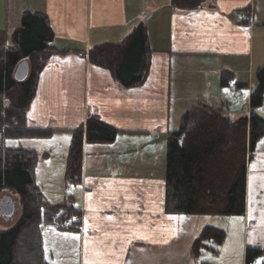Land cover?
<instances>
[{
    "label": "crops",
    "instance_id": "obj_1",
    "mask_svg": "<svg viewBox=\"0 0 264 264\" xmlns=\"http://www.w3.org/2000/svg\"><path fill=\"white\" fill-rule=\"evenodd\" d=\"M255 2L204 0L197 10L187 11L173 8L169 0H0V31L7 47H12L10 37L21 16L29 12L47 17L54 34L51 47L69 50L46 61L26 111L27 128L50 132L41 138L48 145L35 151L39 160L34 183L43 202L79 213L78 226L71 231L42 227L47 264L169 263V248L182 236L181 225L190 218L163 211L165 135L177 129L180 115L201 99L212 98L225 107L218 85L214 90L218 96H207L205 91L216 87L222 71L238 84L234 66L249 58L253 36L257 32L260 37L258 30L264 27V1L258 7ZM244 8L252 11L251 22L233 21L235 12ZM138 24L146 28L149 71L141 87L124 90L83 54L95 45L122 41ZM202 58L220 61L211 82L208 68L196 67L197 77L198 71L204 72L199 80L192 79L195 68H186L188 61ZM248 89L246 102L253 91ZM89 117L117 134L110 144L83 145L80 182L72 185L64 178L65 160L72 132ZM43 192L49 200L62 203H48ZM1 200V209L11 204L13 210L9 216L0 212V217L12 220L17 214L14 222L0 228L6 231L17 223L21 209L9 196ZM192 217V222H198L192 225L191 240L199 239L207 227L225 232L220 247L206 241L213 245L212 264H232V256L244 264L246 247L264 252V138L247 163L243 216Z\"/></svg>",
    "mask_w": 264,
    "mask_h": 264
},
{
    "label": "trees",
    "instance_id": "obj_2",
    "mask_svg": "<svg viewBox=\"0 0 264 264\" xmlns=\"http://www.w3.org/2000/svg\"><path fill=\"white\" fill-rule=\"evenodd\" d=\"M169 2L175 9L193 11L204 0ZM19 23L10 37L12 47L6 46L5 35L0 31V193L7 190L17 195L21 209L17 223L0 231V264H47L43 257L42 227L63 223L65 217L72 220L79 213L44 203L34 183L35 152L6 148L2 142L49 137V131L27 128L26 111L46 61L69 50L51 47L54 34L45 15L25 12ZM83 55L93 66L108 71L122 89L139 88L147 78L151 55L145 25L138 24L120 42L95 45ZM21 61H26L28 75L16 81L13 73ZM256 79L257 87L247 98L248 115L232 118L223 104L205 98L186 109L179 117L177 129L167 132L165 214L243 216L247 163L264 138V120L254 112L263 103L264 67L256 71ZM218 81L220 88H227L233 76L222 71ZM116 134L115 129L95 117H89L75 129L65 160V180L72 185L80 182L84 144H110ZM224 238V231L205 228L192 245L193 257L197 258L199 250L205 248L204 242L213 241L219 246ZM243 259L244 264H264V252L246 247Z\"/></svg>",
    "mask_w": 264,
    "mask_h": 264
},
{
    "label": "rangeland",
    "instance_id": "obj_3",
    "mask_svg": "<svg viewBox=\"0 0 264 264\" xmlns=\"http://www.w3.org/2000/svg\"><path fill=\"white\" fill-rule=\"evenodd\" d=\"M264 1V0H263ZM256 7H258L259 5L261 6L262 4L260 3V0L258 2V0H256ZM262 11L264 10V8H261ZM147 15L144 17L146 18ZM262 26V25H261ZM252 27H254L252 25ZM259 27V25H258ZM260 29V28H258ZM262 30H258V31H262V34H260V37L257 35V32L255 33V35L253 36V41H252V54L246 58H242L240 59V61L238 60L236 65L234 66L236 72V80L238 82V84H235L233 82L230 83L229 87L227 88H221V100L224 101V105L225 107L229 110V115L232 118H236V117H240L246 115V113L248 112V103L246 102V96L248 94V86L249 88H251V90H254L257 87V79H256V71L259 68L264 67V27L261 28ZM4 32V31H3ZM189 64L186 68H205V69H209V73H208V78L211 82V73H214V70H218L219 67L221 65L220 61L219 62H214V59H197V60H190L188 61ZM197 73V69L194 70V73H192V79L193 80H199L202 79V77L204 76V72L203 71H198V75L199 77L196 76ZM191 74V73H190ZM218 80V78H217ZM219 81H217L216 87H213L211 89L205 91V93L207 94V96H218L217 92L214 90H217V85H218ZM196 89V88H195ZM193 91H191L190 89L188 90V94H191ZM201 92V91H199ZM208 98V97H207ZM217 98V97H215ZM190 106V105H189ZM188 106H186L185 108H187ZM176 110V108L173 109L172 112H174ZM255 113H257L258 116H260L263 120H264V94H263V103L262 105L256 109L254 111ZM49 142H45L44 140H36V139H5L3 140L2 144L4 147L6 148H15V149H26V148H31L34 149V152H40V150L42 149V147H46L48 145ZM47 144V145H46ZM46 145V146H45ZM37 155V163H38V155L39 153H35ZM54 175H58L59 176V172L57 174V171L54 172ZM55 179H57L56 177H54ZM46 190L45 187H43V191ZM44 197L46 199V201L48 203H62V200H58V201H52L48 199V194L46 192H43ZM3 196H9L11 197L14 201H15V207L19 209V205L18 199L15 196V194H13L10 191L7 190H3L0 193V203L2 202L1 198ZM69 196V195H68ZM2 206H0V212L3 211V209H1ZM17 214L15 212V215L13 216L12 220H8V219H4L3 217H0V228L1 227H5L7 226V224H10L11 222H14L16 220ZM183 218H186V216H182ZM196 217H200V219H207L208 216H204V215H200V216H196ZM210 217V216H209ZM211 217H219V216H211ZM188 218H190V220H188L187 222H184L181 225L182 228V236H180L179 240L177 241V243L169 248L168 251V258L167 260L169 261V263L166 262V264H173L174 262H176L177 264H200L201 262H207L208 264H212L213 263V252L210 248H213V245L211 243L205 242L206 247H208L209 249L206 248H201L199 250V255L197 258L193 257V251H192V245L195 242L194 240H191L193 238H191V236L193 235V233L195 232L194 227L192 226L194 223H197L198 221L193 220L195 219V217L189 216ZM192 226V229H191ZM47 228L50 227H45V231L47 230ZM197 234V233H196ZM197 236V235H195ZM196 238V237H195ZM186 241V248H185V244L184 242ZM194 241V242H193ZM193 242V243H192ZM192 244V245H191ZM189 248V254H188V247ZM221 245H219L220 247ZM47 249V246H45ZM216 250V249H215ZM217 251V250H216ZM219 255H224V252H221L219 250ZM171 258H175V260H171ZM230 261L232 262V264H240L241 260L240 257L237 260L235 258V256H232L230 258ZM227 264H231L230 262H228Z\"/></svg>",
    "mask_w": 264,
    "mask_h": 264
},
{
    "label": "built area",
    "instance_id": "obj_4",
    "mask_svg": "<svg viewBox=\"0 0 264 264\" xmlns=\"http://www.w3.org/2000/svg\"><path fill=\"white\" fill-rule=\"evenodd\" d=\"M252 19V12L250 9H243L235 12L233 15V21L235 22H249ZM55 230L69 231L70 225L67 223L55 224L53 226Z\"/></svg>",
    "mask_w": 264,
    "mask_h": 264
},
{
    "label": "water",
    "instance_id": "obj_5",
    "mask_svg": "<svg viewBox=\"0 0 264 264\" xmlns=\"http://www.w3.org/2000/svg\"><path fill=\"white\" fill-rule=\"evenodd\" d=\"M28 75V67L26 63H19L16 68L15 71L13 73V77L16 81H22L24 80ZM5 212L2 213L3 215L9 216L12 213V205L11 204H7L6 206H4L3 209Z\"/></svg>",
    "mask_w": 264,
    "mask_h": 264
},
{
    "label": "flooded vegetation",
    "instance_id": "obj_6",
    "mask_svg": "<svg viewBox=\"0 0 264 264\" xmlns=\"http://www.w3.org/2000/svg\"><path fill=\"white\" fill-rule=\"evenodd\" d=\"M4 209V208H3ZM5 211L3 210L1 213H4Z\"/></svg>",
    "mask_w": 264,
    "mask_h": 264
},
{
    "label": "snow or ice",
    "instance_id": "obj_7",
    "mask_svg": "<svg viewBox=\"0 0 264 264\" xmlns=\"http://www.w3.org/2000/svg\"><path fill=\"white\" fill-rule=\"evenodd\" d=\"M109 219H111V218L109 217Z\"/></svg>",
    "mask_w": 264,
    "mask_h": 264
}]
</instances>
